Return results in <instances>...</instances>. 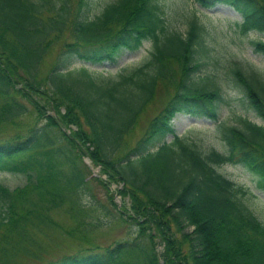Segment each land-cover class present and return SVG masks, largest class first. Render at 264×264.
Wrapping results in <instances>:
<instances>
[{
  "label": "trees",
  "instance_id": "obj_1",
  "mask_svg": "<svg viewBox=\"0 0 264 264\" xmlns=\"http://www.w3.org/2000/svg\"><path fill=\"white\" fill-rule=\"evenodd\" d=\"M90 1L0 0V128L35 114L26 130L0 132V171L26 180L12 189L0 185V264H16L17 255L42 261L45 240L57 232L82 243L44 264H264V221L248 200L263 201L219 169L242 166L264 195V83L234 70L263 123L219 122L223 151L202 149L172 126L177 113L218 120L220 93L192 80L204 51L197 12L179 31L167 26L157 0H112L92 16ZM194 4L204 10L231 6L242 17L241 35L264 33V0ZM145 41L152 50L139 66L111 73L86 65L116 64L124 50ZM251 43L264 54V41ZM54 45L59 50L43 72ZM160 86L173 93L135 143L126 145ZM84 156L100 166L106 178L93 179L106 188L121 222L133 228L109 247L87 237L118 217L104 203L105 223L84 212L90 181ZM114 182L120 208L109 193ZM63 206L72 216L70 229L51 216Z\"/></svg>",
  "mask_w": 264,
  "mask_h": 264
},
{
  "label": "rangeland",
  "instance_id": "obj_2",
  "mask_svg": "<svg viewBox=\"0 0 264 264\" xmlns=\"http://www.w3.org/2000/svg\"><path fill=\"white\" fill-rule=\"evenodd\" d=\"M112 0H91L90 12L91 16L98 14ZM163 12L167 26L170 29L185 31L187 27V19L197 12L199 25L202 26V40L204 51L199 52L198 61L202 64L201 68L192 74V80L198 86H205L208 89H215L220 93L217 104V121L204 116H192L188 114L177 113L172 119V126L175 133L179 136H184L195 142L202 149L214 148L218 151H223V145L220 141L219 122L227 125H241V119L247 118L255 123L262 124V120L256 115L254 110L248 105L244 96L241 85L238 83L234 70L239 69L246 77L258 76L264 83V54L254 51L251 42L256 40L264 41V33L250 32L246 35H241L237 27L241 23V15L234 10L233 7L218 4L209 10L201 9L195 3V0H157ZM150 41H145L142 46L134 51L124 50L117 59L116 64L104 62L98 66H90L97 70H106L114 73L120 68L134 67L143 64L150 57L152 50ZM59 50V45H54V49L44 59L43 72L53 63L56 53ZM76 61L74 64H80ZM168 89V88H167ZM164 89L161 86L156 93L155 99L146 107L141 114L136 127L125 137L126 145H133L135 141L142 135L148 122L154 117L165 105L167 99L173 93L172 88ZM25 103V100H23ZM28 105V103H27ZM29 106V105H28ZM30 110V109H29ZM35 114L27 113L24 117L17 120L15 124H6L0 128V132L9 134L14 132L18 127L31 126L34 123ZM67 132H70L67 130ZM172 136L168 135L167 139ZM83 161L88 166L89 172V193L84 197L85 213L91 214L88 219L109 221V219L101 214V204H105L113 212L111 216L118 217L117 220L110 221L108 224H103L101 228H96L87 234L89 239L98 242L101 247H109L117 241L128 238V234L133 231V228L128 223L121 222L119 215L114 212V208L110 205L107 199V191L102 184L93 177L106 178V175L100 171V166L95 165L87 156H84ZM220 172L234 182L245 187L251 188V191L256 193L264 202V195L256 188L255 176L247 169L240 165L225 164L221 166ZM88 174V173H87ZM25 176L17 173L0 171V185H4L10 189L16 186L25 184ZM119 183L114 182L109 184V193L112 192L114 201L121 206V197L114 194ZM258 199H250L248 203H253L254 211L261 216L264 221V203ZM52 218L60 223L62 229H70L73 224L71 213L67 206L57 207L51 211ZM94 216V217H93ZM46 249L40 254L42 261L33 262L24 256L17 255L14 259L16 264H44L46 260H54L61 253H70L74 250L76 243H82L73 238H64L59 232L51 234L47 240ZM157 251H161V246H157ZM98 254L101 251L97 252Z\"/></svg>",
  "mask_w": 264,
  "mask_h": 264
}]
</instances>
